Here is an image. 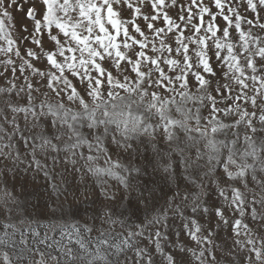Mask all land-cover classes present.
<instances>
[{"label":"snow or ice","instance_id":"1","mask_svg":"<svg viewBox=\"0 0 264 264\" xmlns=\"http://www.w3.org/2000/svg\"><path fill=\"white\" fill-rule=\"evenodd\" d=\"M0 264H264V0H0Z\"/></svg>","mask_w":264,"mask_h":264}]
</instances>
